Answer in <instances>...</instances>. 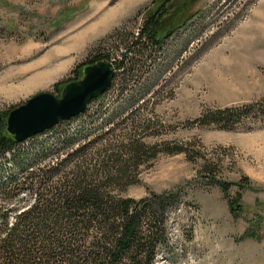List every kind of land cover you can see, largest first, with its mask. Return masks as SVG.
<instances>
[{"label":"rangeland","instance_id":"374dc122","mask_svg":"<svg viewBox=\"0 0 264 264\" xmlns=\"http://www.w3.org/2000/svg\"><path fill=\"white\" fill-rule=\"evenodd\" d=\"M161 1L169 15L183 9L194 16L153 61L129 53L124 61H137L134 69H118L113 84L84 112L0 154V184L21 178L26 166L53 163L58 157L49 154L51 147L77 145L111 120L118 125L113 139L131 129L159 149L148 154L140 181L126 192L140 197L180 189L168 219L173 249L158 264H264V120L227 129L192 121L206 109L264 94V0H0V111L38 91L56 92L53 83L73 77L72 69L98 45L120 59L126 44L114 29L136 33L148 8ZM144 119L149 127L140 124ZM186 145L190 156L179 150ZM204 158L226 179L250 178L237 217L220 187L202 177ZM16 181L10 197L0 199L4 209L23 205L28 195ZM14 215L9 212L8 220ZM247 228L257 237L240 238Z\"/></svg>","mask_w":264,"mask_h":264},{"label":"trees","instance_id":"16d2710c","mask_svg":"<svg viewBox=\"0 0 264 264\" xmlns=\"http://www.w3.org/2000/svg\"><path fill=\"white\" fill-rule=\"evenodd\" d=\"M168 9L165 1L148 8L136 33L116 27L114 32L126 44L123 56L115 59L99 45L90 49L85 60L72 69L73 77L53 83L54 93L61 94L66 81L79 78L77 70L86 63L99 59L112 61L113 84L118 69L124 72L134 69L137 61H124L129 53L146 55L153 61L155 52L194 16V13L184 14L183 9L170 11L169 15ZM106 91L91 98L87 105ZM10 108L0 111V154L14 151L18 143L6 128ZM247 119L264 120V94L249 101L206 109L192 121L227 129ZM141 123L149 127L151 121L144 119ZM117 126L108 120L98 131L85 133L77 145L69 146L65 142L53 146L49 154L58 157L56 161L38 163L31 170L26 166L21 178L13 177L0 184V199L10 197V188L16 180L28 193L23 205L12 207L7 203V209L0 206L3 218L0 264H158L160 257L173 249L168 219L170 210L179 201L180 189L150 191L140 197L128 194V187L140 181L148 154L153 157L159 149L157 145L147 144L140 135H134L131 129L113 139ZM179 150L190 156L189 146ZM209 161L204 158L201 175L207 183L220 187L230 213L237 217L242 210V191L250 187V178L244 175L237 180L226 179L215 173ZM232 186L236 187L233 194ZM29 197L32 199L27 201ZM9 212L15 214L11 221L7 217ZM246 237H257L256 230L245 229L240 238Z\"/></svg>","mask_w":264,"mask_h":264},{"label":"water","instance_id":"95a60500","mask_svg":"<svg viewBox=\"0 0 264 264\" xmlns=\"http://www.w3.org/2000/svg\"><path fill=\"white\" fill-rule=\"evenodd\" d=\"M82 71V77L64 83L61 96L49 90L38 91L9 110L6 128L16 141L84 111L91 98L109 88L115 69L112 61L99 59L84 64Z\"/></svg>","mask_w":264,"mask_h":264}]
</instances>
